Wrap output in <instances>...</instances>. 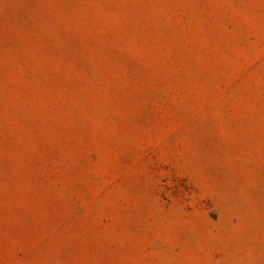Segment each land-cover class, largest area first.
Here are the masks:
<instances>
[{
	"label": "rangeland",
	"instance_id": "rangeland-1",
	"mask_svg": "<svg viewBox=\"0 0 264 264\" xmlns=\"http://www.w3.org/2000/svg\"><path fill=\"white\" fill-rule=\"evenodd\" d=\"M0 264H264V0H0Z\"/></svg>",
	"mask_w": 264,
	"mask_h": 264
}]
</instances>
